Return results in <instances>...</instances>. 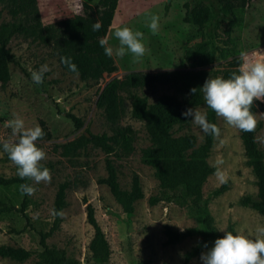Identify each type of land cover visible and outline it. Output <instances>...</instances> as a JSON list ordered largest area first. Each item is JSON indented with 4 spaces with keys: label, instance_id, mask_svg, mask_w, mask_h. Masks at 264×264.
I'll list each match as a JSON object with an SVG mask.
<instances>
[{
    "label": "rangeland",
    "instance_id": "rangeland-1",
    "mask_svg": "<svg viewBox=\"0 0 264 264\" xmlns=\"http://www.w3.org/2000/svg\"><path fill=\"white\" fill-rule=\"evenodd\" d=\"M202 0H118L107 36L109 46L115 48L117 41L114 30L127 26L133 31L144 33V42L149 53L139 60L131 54L124 57L113 55L117 71L105 75L97 82L83 81L77 74L62 69L53 55L51 48L41 42L25 38L17 34L9 41V49L17 62L25 69L21 72L18 65H12L10 80L0 86V140L14 139L11 130L5 127L8 120L19 116L25 121L26 127L39 125L46 129L44 138L37 146L46 153L42 164H51V182L35 184L30 180L36 191L26 195L29 216L27 221L18 212L24 197L17 185L3 187L0 185V207L13 205L11 211L0 213V244L22 246L30 250L41 249L39 232L47 231L52 225L53 201L59 183L67 182L66 205L60 213L58 227L47 237L49 246L63 249L79 264H136L147 261L148 264H202L201 252L188 262H183L184 253L198 240L197 236H186L175 244L166 245L164 226L179 231H186L197 225L185 208L160 201L150 205L149 195L156 193L158 181L153 170L140 159L141 149L149 144L143 122L130 116L129 100L122 92L124 114L119 125H129L135 133L133 151L121 159L115 160L118 180L122 187L128 188L132 173L140 177L144 196L134 203V211L126 215L115 201L106 185L97 179L106 174L104 153L91 144L77 152L63 156L60 145L84 133H110L111 126L103 113L96 106L99 90L111 77H121L131 70H171L187 68L185 55L195 43L199 42L202 32L191 22H184L185 4L191 8ZM89 4L86 7L85 4ZM11 7L16 13L25 16V28L41 27L46 23L56 22L64 18L84 15L85 11L98 8V0H11ZM1 8V4H0ZM239 18L238 24L232 29L230 37L224 33L227 19L218 12L212 16L206 28V37L210 38L215 47L214 61L211 69L219 70L224 65L221 53L232 50L240 60L247 57L264 58V0H251L248 5L235 9ZM152 15L159 16L160 28L153 34L148 28ZM10 16L4 10L3 20ZM242 54H244L242 56ZM42 65L50 71L44 73L42 84L32 81V72ZM153 102L162 93H171L167 85H155L136 90ZM256 102V141L264 149V102ZM61 112H58L57 108ZM194 109L204 112V106ZM69 111L79 117L82 125L76 128L73 122L65 117ZM221 136L213 139L208 162L214 166L218 158L224 163L220 167L229 175L226 188L214 195L213 190L219 184L215 171L211 173L202 186L203 197L208 200L217 230L227 231L232 225L234 234L244 233L254 236L255 228L264 225V217L253 209L240 204V199L247 194L255 195V177L246 162L239 130L228 126L217 117ZM174 134L192 132L200 143L203 132L190 120L187 126L174 127ZM48 132V134H47ZM17 173L16 166L10 160H4L0 151V174L6 177ZM91 203L95 218L103 230L110 246V257L106 263L93 258L88 249L93 235V228L86 219V204ZM183 229V230H182ZM205 252V251H204ZM34 259L19 262L0 256V264H30Z\"/></svg>",
    "mask_w": 264,
    "mask_h": 264
},
{
    "label": "trees",
    "instance_id": "trees-1",
    "mask_svg": "<svg viewBox=\"0 0 264 264\" xmlns=\"http://www.w3.org/2000/svg\"><path fill=\"white\" fill-rule=\"evenodd\" d=\"M91 1V0H87ZM118 0H98V8L93 11L86 10L84 15L64 18L56 22L46 23L41 27L25 28V16L16 13L11 7V0H0V86H5L10 80L12 65H18L21 72L25 69L17 62L14 54L9 49L10 39L17 34L41 42L51 48L60 67L69 73L67 66L60 62L61 56L71 57L76 64L78 72L75 73L83 81L97 82L105 75L117 71L114 57L104 54L99 40L107 36L113 14ZM251 0H202L191 8L185 4L184 22H191L202 32L199 42L187 50L185 63L187 68L171 70H131L121 77H111L104 83L97 94L96 106L101 110L107 123L110 124V133H84L74 139L61 144L60 154L71 155L88 144L99 148L104 153V167L106 174L97 179L98 183L104 184L109 189L115 201L120 205L126 215L134 211L136 200L143 198L140 177L132 173L130 185L124 188L118 180V171L115 165L116 159L128 155L133 151L135 133L129 125H119L118 122L124 114L122 92L126 93L129 100L130 116L143 122L149 144L141 149L140 159L152 170L158 181L156 193L148 196L150 205L160 201L171 202L185 208L187 214L194 218L197 225L186 231H179L164 226L166 245L175 244L186 236L195 235L197 242L183 255V262H188L201 252L210 249L216 238L224 233L217 230L214 225L212 214L208 207V200L203 197L202 186L207 177L215 171V167L208 162V156L213 145V137L203 133L200 143L192 132H184L175 135L174 127L187 126L190 122L181 115L187 108L204 106V112L208 113L210 122L217 124V116L203 101L200 89L208 78H228L233 72H237L241 60L232 50L221 53L224 65L219 70L211 69L214 61L215 46L210 38L206 37V28L214 14L218 12L227 19L225 35L230 37L232 29L238 24L239 18L235 9L245 7ZM89 7V4H85ZM6 11L10 16L3 20L2 13ZM99 20L102 27L99 31H93L92 25ZM155 85H167L172 89L171 93H162L153 102H149L145 95L137 93V89L152 87ZM197 88L196 94L190 92L191 88ZM256 102L251 109L256 111ZM58 112L59 107L57 108ZM65 117L69 118L76 128L82 125V121L75 114L64 111ZM43 129L46 132L44 123ZM218 125V124H217ZM255 131L242 132L239 130L240 140L243 146L246 162L250 166L255 177L256 193L247 194L240 199V204L249 207L264 217V149H261L256 141ZM48 134V132H47ZM0 151L4 160H9L3 152L2 144ZM52 168L51 164H42ZM22 183L30 184V180H22L17 174L6 177L0 174V185L9 187ZM226 184H221L213 190V194L221 193ZM67 182L59 183L55 192L52 209L61 213L66 205ZM14 206L0 207V213L11 211ZM27 208L26 195H24L18 212L29 221L25 212ZM86 219L93 228V235L89 241L88 249L93 258L106 263L110 257V246L103 230L98 224L94 208L91 203L86 204ZM60 215L54 216L49 230L39 232V245L41 249L30 250L22 246L0 244V256L14 261H25L32 255L30 264H79V262L66 254L63 249L49 246L47 237L58 227ZM227 231L233 232L232 225ZM234 234V232H233ZM136 264H148L147 261H139ZM168 264V263H163Z\"/></svg>",
    "mask_w": 264,
    "mask_h": 264
},
{
    "label": "clouds",
    "instance_id": "clouds-1",
    "mask_svg": "<svg viewBox=\"0 0 264 264\" xmlns=\"http://www.w3.org/2000/svg\"><path fill=\"white\" fill-rule=\"evenodd\" d=\"M159 19L158 15L151 16L148 28L153 34L159 31ZM101 27L102 23L97 20L93 23L92 30L99 31ZM114 37L117 41L115 48L109 46L107 39L99 40L104 54L108 57L114 54L118 57L131 54L134 59L139 60L150 51L141 31H133L127 26L117 27L114 30ZM60 62L66 65L69 71L78 72L71 57L61 56ZM47 71H50L47 65H42L39 70L33 71L31 74L33 83L42 84L44 73ZM200 89L206 106L228 126L242 132H253L258 120L251 109L254 101L264 102V58L242 59L237 72H233L228 78L219 76L208 78ZM196 91L195 87L190 89L193 95ZM181 115L186 120L190 119L204 134L215 139L221 136L220 127L209 121L207 112L190 107ZM5 127L11 130L14 139L0 140V144L8 159L16 166L17 176L22 180L34 181L35 184L50 183L51 170L41 163L46 159V153L37 146V142L46 135L44 129L38 124L34 127H26L25 121L19 116L8 120ZM223 163L222 158H218L214 163L215 176L219 184H226L229 180L228 173L220 167ZM19 191L22 195L31 196L36 189L32 184L22 183L19 185ZM58 215L60 213L53 210V216ZM219 230L224 232V235L216 238L213 246L201 253L202 264H264V225L258 224L252 237L241 232L233 234L224 229Z\"/></svg>",
    "mask_w": 264,
    "mask_h": 264
}]
</instances>
